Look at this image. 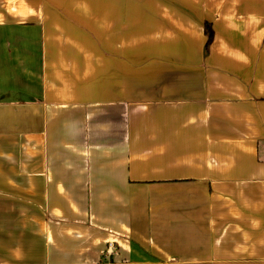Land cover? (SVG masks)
<instances>
[{
    "label": "crops",
    "instance_id": "crops-1",
    "mask_svg": "<svg viewBox=\"0 0 264 264\" xmlns=\"http://www.w3.org/2000/svg\"><path fill=\"white\" fill-rule=\"evenodd\" d=\"M0 264H264V0H0Z\"/></svg>",
    "mask_w": 264,
    "mask_h": 264
},
{
    "label": "trees",
    "instance_id": "trees-1",
    "mask_svg": "<svg viewBox=\"0 0 264 264\" xmlns=\"http://www.w3.org/2000/svg\"><path fill=\"white\" fill-rule=\"evenodd\" d=\"M205 32H206V35L208 37V41H207V47H209L213 41V37H214V33H213V29L211 27L210 24H207L205 25Z\"/></svg>",
    "mask_w": 264,
    "mask_h": 264
},
{
    "label": "built area",
    "instance_id": "built-area-1",
    "mask_svg": "<svg viewBox=\"0 0 264 264\" xmlns=\"http://www.w3.org/2000/svg\"><path fill=\"white\" fill-rule=\"evenodd\" d=\"M116 254H117V251H116V247L114 246V244H109L106 257L109 259L110 257Z\"/></svg>",
    "mask_w": 264,
    "mask_h": 264
}]
</instances>
